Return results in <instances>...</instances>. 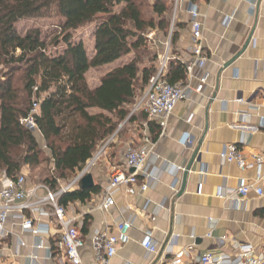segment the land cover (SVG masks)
Returning <instances> with one entry per match:
<instances>
[{
  "label": "crops",
  "instance_id": "obj_1",
  "mask_svg": "<svg viewBox=\"0 0 264 264\" xmlns=\"http://www.w3.org/2000/svg\"><path fill=\"white\" fill-rule=\"evenodd\" d=\"M192 5L204 24L208 84L203 94L194 93L178 105L167 130L161 131L155 142L150 139L146 122L135 123L141 136L135 133L134 138L123 142L122 166L128 145L140 146L145 136L154 144L149 168L154 170L157 179L143 197L131 199L122 190L114 208L108 212L98 210L111 176V173L98 171L92 176L94 186H100L101 193L93 195L85 204L67 206L70 215L78 217L77 224L85 238L82 251L85 262L96 264L93 234L129 218L134 219L130 241L118 250L109 264H201L200 259L206 254L222 259L223 264H231L236 253L235 243L249 244L264 252V197L251 193L242 206L236 202L235 194L230 198L219 197L220 191L235 193L241 180L258 181L255 170L243 172L236 165L221 161L220 154L227 145H238L249 161L252 156L264 155V128H261L264 120V0H180L176 12L179 37L169 54L184 64L193 58L187 13ZM250 38L244 53L225 69L224 66L244 50ZM153 44L157 46L154 41ZM113 68H108L96 80L97 84L94 87L89 84L90 87L97 88L102 77ZM99 112L92 111L93 114ZM35 136L39 144L40 139L45 142L40 133V138ZM187 138L192 145L185 144ZM110 143L106 144L107 150ZM200 144L181 195L185 172L178 168L188 167ZM262 173L260 185L264 190V169ZM199 185L203 187L201 194H198ZM42 223L46 231L42 235L45 250L36 264H64V254L57 249L59 232L55 220L43 219ZM14 231L18 237L0 242V264H30L29 256L37 239L18 228ZM148 232L158 246L156 254L141 245ZM21 243L26 246L22 247ZM50 252L51 258H48ZM180 252L184 255L178 260L176 255Z\"/></svg>",
  "mask_w": 264,
  "mask_h": 264
},
{
  "label": "trees",
  "instance_id": "obj_2",
  "mask_svg": "<svg viewBox=\"0 0 264 264\" xmlns=\"http://www.w3.org/2000/svg\"><path fill=\"white\" fill-rule=\"evenodd\" d=\"M145 1L0 0V174L16 178L25 168L37 169L49 162L53 174L43 184L57 192L62 182L74 180L97 150L109 143L122 123L146 122L150 139L159 138L156 123L147 122V116L138 119L145 112L133 113L164 55L149 51L148 43L151 50L157 46L147 34L162 33L171 52L180 26L177 19L173 21L174 0H154L149 6ZM48 18L61 19V42L59 36L49 42L38 28L25 34L17 30L21 21ZM88 25H94L92 57L83 42L73 41L74 34ZM157 41L161 42L158 37ZM60 43L66 45L61 53L49 52L50 46ZM121 61L97 88L90 87L89 71ZM17 74L22 87L17 86ZM186 79L185 64L169 54L165 80L176 85ZM35 103L39 104L35 125L50 152L48 158L34 132L23 124ZM93 110L100 112L93 114ZM100 193V186L83 189L79 184L59 202L65 207L85 204Z\"/></svg>",
  "mask_w": 264,
  "mask_h": 264
},
{
  "label": "built area",
  "instance_id": "obj_3",
  "mask_svg": "<svg viewBox=\"0 0 264 264\" xmlns=\"http://www.w3.org/2000/svg\"><path fill=\"white\" fill-rule=\"evenodd\" d=\"M243 1V0H242ZM180 0H174V17L179 8ZM190 17L191 32V55L192 60L185 63L187 79L185 83L172 85L165 80L167 65L169 61L170 42L166 44V52L161 58L157 75L151 80L150 86L144 96L134 109L133 113L142 110L150 123H156L162 132H165L169 120L178 105L190 99L192 94H203L208 84L210 73L207 70L209 59L204 54V24L201 15L192 5L187 11ZM154 34L149 36L153 41ZM199 73V75H197ZM242 103V100H238ZM39 113V104L35 103L28 119L23 124L32 130H36L35 116ZM188 121H191L189 118ZM264 128V120L261 124ZM185 144L192 145L189 138ZM46 148V147H45ZM154 155V144L145 136L140 146L130 144L123 154V166L114 167L107 186L103 193V200L98 210L108 212L116 206V197L125 191V195L131 199L143 197L150 189L151 184L156 182L154 170H150L149 164ZM220 159L223 163L234 164L241 171L255 170L258 181L249 183L241 180L238 189L234 192H219V197L230 198L235 194L236 202L243 205L245 199L254 193L263 198L264 190L260 183L264 169V155L252 156L249 161L238 145H227ZM95 161L87 164L85 168L74 178V180L57 192L45 184H31L27 178L20 175L10 178L5 173L0 175V242L17 236L14 229L18 228L23 233H29L37 243L33 246L29 256L30 264H36L41 258V252L45 250V242L42 235L45 226L43 219H54L59 240L57 249L64 254V264H91L85 262L82 251L85 248V238L78 227V217H72L70 210L60 204L63 194L75 189L89 172ZM179 171L185 172L186 168L180 167ZM202 185H199L198 194L202 193ZM134 219L115 222L105 231H96L92 237V246L96 264H109L116 257L118 250L130 241L129 232L133 227ZM142 247L151 254L158 253L152 233L148 232L141 241ZM25 247V243H21ZM235 256L231 264H264V252L258 251L249 244H233ZM184 252L176 255L180 260ZM51 258V252L49 257ZM201 264H223L222 259H217L211 254H206L200 259Z\"/></svg>",
  "mask_w": 264,
  "mask_h": 264
},
{
  "label": "rangeland",
  "instance_id": "obj_4",
  "mask_svg": "<svg viewBox=\"0 0 264 264\" xmlns=\"http://www.w3.org/2000/svg\"><path fill=\"white\" fill-rule=\"evenodd\" d=\"M153 1L154 0H148V2L145 1V3L148 5V4H151ZM145 9L147 12V16L151 17L152 16L151 9L149 7H146ZM60 21H61V19H58V18L26 20V21L19 22L16 27H17V30L21 34H25L28 30L38 28L41 30L43 36L47 37L48 41L50 42L53 38H56L59 36L60 31L58 30V27H59ZM93 33H94V25H88V26H85L84 28L80 29L79 31H77L73 37L74 42H83L85 44L90 57H92V55H93V47H94ZM152 34H154L153 39H152L153 41L154 40L157 41V37H158L162 43L160 44L157 41V49H155V50H151L150 44L148 43L149 51L150 52H159L163 55L166 52V46H164L165 45L164 43L166 42V40L162 38V36H161L162 33L151 32V33L147 34L149 42H153L149 39V36ZM59 38H60V42H61L63 39V36L60 35ZM65 48H66V45L64 43H60V45H58L57 47L50 46L49 52L61 53ZM133 55L128 56L126 58V60L123 62L128 61L130 58H132ZM121 63H122V61L117 62V63L112 64V65H109V66H106V67L100 69L99 72L96 71L95 69L89 71V73L87 74L89 84L94 87L98 82L96 80L98 78H100L108 70V68H113V67L119 66ZM16 76L18 79L17 86L22 87L23 85L20 82L21 76L19 74H17ZM141 95L142 94H139L140 97H141ZM145 117H146V115L144 114L138 119L143 120ZM125 124H126V122L122 123V125L118 128L116 133L113 135V137L109 141V142L113 143L112 147H110V149L107 150L106 145H104L102 148L97 150L93 159L88 162V164H90L92 161H95L94 165L91 166L87 175L88 174L94 175L98 171L100 173H104L106 175L107 174L109 175L112 172L113 167H122V161L121 160H122V146H123L122 144H123V142H127L129 139L134 138L135 133L137 135L141 136V134H139L140 130H139V128H137V126L135 124H128V125L127 124L125 125ZM30 130L33 131L34 134H36L39 137V133H38L37 129L36 130L30 129ZM39 145L44 152V156L46 158H48L50 156V152L47 148H44L46 146L45 142H43L40 139ZM52 165H53L52 163L48 162V163H44L43 165H41L37 169L25 168L20 173V175H23L24 177H26L28 182L31 184H43L44 180L47 177H51L53 174ZM72 181H70L68 183L61 181L62 184H61L60 188H62V186L70 184Z\"/></svg>",
  "mask_w": 264,
  "mask_h": 264
},
{
  "label": "water",
  "instance_id": "obj_5",
  "mask_svg": "<svg viewBox=\"0 0 264 264\" xmlns=\"http://www.w3.org/2000/svg\"><path fill=\"white\" fill-rule=\"evenodd\" d=\"M250 42H251V38L247 42L244 50L224 66L225 69L230 67L244 53L245 49L249 46ZM200 147H201V144L199 145L198 149L195 151L194 156H193L190 164L186 168V171H185V174H184L183 186H182V189H181V192H180L181 195L184 193V190H185V187H186V181H187V178L189 176V172L192 169L193 163H194V161H195V159H196V157H197V155L199 153ZM81 187L83 189H90V188L94 187V179H93L92 174H88V175H86L83 178V180L81 181Z\"/></svg>",
  "mask_w": 264,
  "mask_h": 264
}]
</instances>
